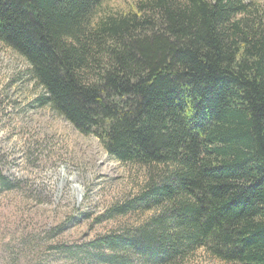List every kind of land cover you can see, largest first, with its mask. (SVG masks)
Instances as JSON below:
<instances>
[{"label":"trees","instance_id":"16d2710c","mask_svg":"<svg viewBox=\"0 0 264 264\" xmlns=\"http://www.w3.org/2000/svg\"><path fill=\"white\" fill-rule=\"evenodd\" d=\"M102 1L0 0V42L30 65L35 105L147 169L96 221L145 219L49 248L77 264H177L199 249L264 264V16L243 0H139L93 21ZM15 187L0 174V191Z\"/></svg>","mask_w":264,"mask_h":264},{"label":"rangeland","instance_id":"374dc122","mask_svg":"<svg viewBox=\"0 0 264 264\" xmlns=\"http://www.w3.org/2000/svg\"><path fill=\"white\" fill-rule=\"evenodd\" d=\"M139 0H103L93 21L135 9ZM264 16V0H243ZM30 65L0 42V174L15 182L0 191V264H77L50 249L81 245L134 225L149 212L97 222L106 208L135 193L145 166L110 157L93 135L80 133L49 106H36L41 88ZM66 223L63 231L55 228ZM177 264H235L199 249Z\"/></svg>","mask_w":264,"mask_h":264}]
</instances>
